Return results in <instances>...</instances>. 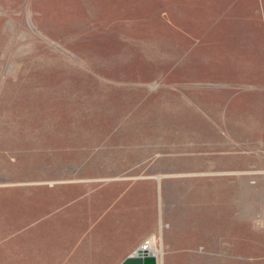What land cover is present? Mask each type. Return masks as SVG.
<instances>
[{
  "label": "rangeland",
  "instance_id": "1",
  "mask_svg": "<svg viewBox=\"0 0 264 264\" xmlns=\"http://www.w3.org/2000/svg\"><path fill=\"white\" fill-rule=\"evenodd\" d=\"M179 60H196L206 109L235 108L206 113L225 126L204 129L201 146H187L200 138L180 128ZM190 150L218 173L209 180L239 187L232 198L246 221L192 216L201 221L194 238L207 233L196 227L214 226L244 238L194 241L196 258L182 263L264 264V0H0V185L11 187L0 211L13 215L0 264L24 257L19 187L129 167L188 175L179 164ZM157 219L161 254L166 226Z\"/></svg>",
  "mask_w": 264,
  "mask_h": 264
},
{
  "label": "crops",
  "instance_id": "2",
  "mask_svg": "<svg viewBox=\"0 0 264 264\" xmlns=\"http://www.w3.org/2000/svg\"><path fill=\"white\" fill-rule=\"evenodd\" d=\"M195 61L179 60L182 79L185 78L182 83L187 88L184 92V87L180 85L184 99V104L181 99L180 105L184 106L185 112V118L180 117V128L185 133L190 131V136L200 138L194 142L187 141V146H201L204 143L201 138L204 129H223L225 126L222 122L217 123L215 118L209 120L206 113L217 111L222 115V112L235 110L230 104H225L223 108H215L212 104L210 109H206L201 82L200 85L196 84L200 72ZM228 69L233 70V66ZM232 122L237 126L235 117ZM203 153L190 150L188 162H180V169L189 172L188 175L177 174L175 177L163 170L161 173L138 176L133 173L132 167L123 170L117 167L118 176L110 178L99 170L97 174H86L80 181L37 182L19 187L18 225L27 238L20 252L24 257L17 264H119L127 255L136 252L142 243L161 234L158 217L164 220L162 226H166L162 241L158 244L161 246L163 264H172L171 259L183 264V258H196L194 241L244 238V234L225 235L218 232L228 230V226H214L206 230L196 227L198 231L207 233L194 238L193 225L198 226L201 221L194 220L192 216L204 213L217 216L223 213L228 215L230 221L243 224L246 221L239 214L242 204L239 205L237 198H232L234 192L237 196L239 187L236 184L221 186L209 180V176L218 173H211L202 165L200 158ZM234 170L229 167L226 173ZM5 193H11L9 183L0 185V195ZM32 200L36 201L33 205L35 210L29 211L31 207L28 204ZM11 215L6 219L0 211V233L7 232L8 235L13 232L9 225ZM46 223L51 226L43 229L41 225ZM29 236L35 237L34 242L29 240ZM47 241L50 243L45 245ZM2 248L7 256L11 253L9 246ZM160 255H155V258ZM6 259L3 258V261Z\"/></svg>",
  "mask_w": 264,
  "mask_h": 264
},
{
  "label": "water",
  "instance_id": "3",
  "mask_svg": "<svg viewBox=\"0 0 264 264\" xmlns=\"http://www.w3.org/2000/svg\"><path fill=\"white\" fill-rule=\"evenodd\" d=\"M119 264H158V261L154 255H149L140 247L136 252L127 255Z\"/></svg>",
  "mask_w": 264,
  "mask_h": 264
},
{
  "label": "bare ground",
  "instance_id": "4",
  "mask_svg": "<svg viewBox=\"0 0 264 264\" xmlns=\"http://www.w3.org/2000/svg\"><path fill=\"white\" fill-rule=\"evenodd\" d=\"M155 244V239L154 238H152L151 240H150V242H149V245H150V247L148 248V247H146V249H143L144 251L146 250V252H148V254L149 253H151L150 255H160V251H159V249L156 247V245H154ZM154 255V256H155ZM157 257V256H156Z\"/></svg>",
  "mask_w": 264,
  "mask_h": 264
},
{
  "label": "built area",
  "instance_id": "5",
  "mask_svg": "<svg viewBox=\"0 0 264 264\" xmlns=\"http://www.w3.org/2000/svg\"><path fill=\"white\" fill-rule=\"evenodd\" d=\"M141 246L143 249H146V247H148V248L150 247L149 242H147V241H145Z\"/></svg>",
  "mask_w": 264,
  "mask_h": 264
}]
</instances>
